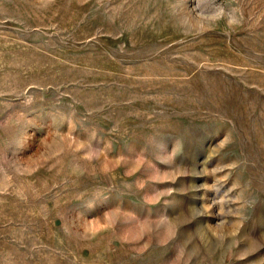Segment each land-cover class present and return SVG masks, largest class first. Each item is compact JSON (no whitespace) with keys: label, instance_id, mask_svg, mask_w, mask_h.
I'll list each match as a JSON object with an SVG mask.
<instances>
[{"label":"rangeland","instance_id":"1","mask_svg":"<svg viewBox=\"0 0 264 264\" xmlns=\"http://www.w3.org/2000/svg\"><path fill=\"white\" fill-rule=\"evenodd\" d=\"M0 264H264V0H0Z\"/></svg>","mask_w":264,"mask_h":264}]
</instances>
